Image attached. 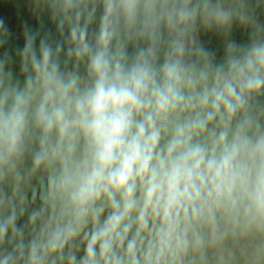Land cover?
I'll return each instance as SVG.
<instances>
[{"label":"clouds","instance_id":"9594fccd","mask_svg":"<svg viewBox=\"0 0 264 264\" xmlns=\"http://www.w3.org/2000/svg\"><path fill=\"white\" fill-rule=\"evenodd\" d=\"M26 6L22 47L0 18V264H264V0Z\"/></svg>","mask_w":264,"mask_h":264},{"label":"trees","instance_id":"16d2710c","mask_svg":"<svg viewBox=\"0 0 264 264\" xmlns=\"http://www.w3.org/2000/svg\"><path fill=\"white\" fill-rule=\"evenodd\" d=\"M0 18L5 19L11 29H17V35H15L14 39L10 42L13 49L17 46L22 47L23 45V22H27L33 27L38 26L36 20L27 10L26 0H0ZM205 44L214 47L212 44H208V42Z\"/></svg>","mask_w":264,"mask_h":264},{"label":"rangeland","instance_id":"374dc122","mask_svg":"<svg viewBox=\"0 0 264 264\" xmlns=\"http://www.w3.org/2000/svg\"><path fill=\"white\" fill-rule=\"evenodd\" d=\"M12 31L15 33V35H17V29L13 28ZM234 39H236L237 41H241L243 39H245L246 37H244V35L242 34L241 30L239 29H235L233 30V37ZM201 39L208 44H212L215 48L218 49V56L220 54H222V44L221 41L219 40V38L211 35V34H205V33H201Z\"/></svg>","mask_w":264,"mask_h":264}]
</instances>
